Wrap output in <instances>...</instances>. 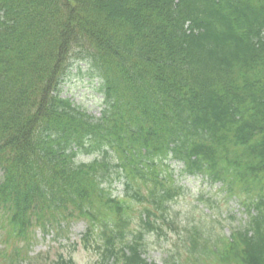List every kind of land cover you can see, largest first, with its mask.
Segmentation results:
<instances>
[{
  "label": "trees",
  "instance_id": "obj_1",
  "mask_svg": "<svg viewBox=\"0 0 264 264\" xmlns=\"http://www.w3.org/2000/svg\"><path fill=\"white\" fill-rule=\"evenodd\" d=\"M76 60L100 116L62 95ZM0 169V264H77L31 254L75 221L89 264H159L170 234L162 264H264V0H0ZM189 176L246 219L179 220Z\"/></svg>",
  "mask_w": 264,
  "mask_h": 264
},
{
  "label": "rangeland",
  "instance_id": "obj_2",
  "mask_svg": "<svg viewBox=\"0 0 264 264\" xmlns=\"http://www.w3.org/2000/svg\"><path fill=\"white\" fill-rule=\"evenodd\" d=\"M89 63L91 64L90 60L88 62L75 61L62 86V95L70 98L75 105L86 109L90 114L100 116L103 108V93L99 91V77L91 73L92 69ZM79 158L90 161L92 155L83 154ZM173 165L180 167V165L178 166L175 163ZM2 174V169H0V181L2 180ZM180 180L182 184H185V188L184 194L176 202L180 211L179 220L188 222L195 218L206 217L208 222L212 223L211 226L218 228L217 232L224 231L229 233L228 228L232 223L237 224L239 221L246 219L244 208L235 200L230 199L227 202L226 194L220 190L219 184H211L208 179L202 176L180 177ZM114 188L116 191H121L122 185L115 183ZM208 198L216 201V206L213 209L206 205ZM213 220H221L224 227L220 228L222 224L220 222H212ZM84 230V221L73 222L69 228L68 236L56 237L53 231L43 234L40 229H37L35 232L37 242L32 246L31 254L49 251L50 256L54 257L58 251H63L67 254L72 252L77 264H89L93 260V255L84 250L83 247L74 245L80 240ZM170 235L168 238L150 235L147 237L148 251L146 257L149 261H156L162 264L167 257L166 251L173 250L176 252L179 250L176 245L179 242L177 236L174 234ZM2 246L3 243L0 242V248Z\"/></svg>",
  "mask_w": 264,
  "mask_h": 264
}]
</instances>
